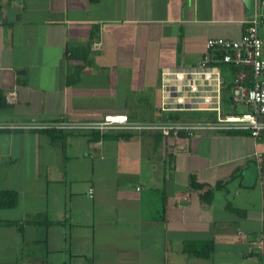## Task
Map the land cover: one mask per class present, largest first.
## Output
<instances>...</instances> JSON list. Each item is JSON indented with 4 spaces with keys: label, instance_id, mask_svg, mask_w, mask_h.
I'll use <instances>...</instances> for the list:
<instances>
[{
    "label": "crops",
    "instance_id": "crops-1",
    "mask_svg": "<svg viewBox=\"0 0 264 264\" xmlns=\"http://www.w3.org/2000/svg\"><path fill=\"white\" fill-rule=\"evenodd\" d=\"M1 6L0 196L18 202L0 207V264H264V140L56 126L203 119L162 111V70L197 64L209 39H241L255 4L251 13L243 0ZM251 163L259 177L246 188Z\"/></svg>",
    "mask_w": 264,
    "mask_h": 264
},
{
    "label": "built area",
    "instance_id": "built-area-1",
    "mask_svg": "<svg viewBox=\"0 0 264 264\" xmlns=\"http://www.w3.org/2000/svg\"><path fill=\"white\" fill-rule=\"evenodd\" d=\"M256 10L241 39H209L204 57L195 65L165 68L161 73V109L166 113H201L197 119L131 123L128 115H108L103 121L65 123L63 129H137L164 138L196 137L206 132L247 131L255 140L264 136V39L260 34L264 0H255ZM225 65L242 67L231 89V104L225 102ZM245 106L246 110H230ZM45 128L46 126H41Z\"/></svg>",
    "mask_w": 264,
    "mask_h": 264
},
{
    "label": "trees",
    "instance_id": "trees-1",
    "mask_svg": "<svg viewBox=\"0 0 264 264\" xmlns=\"http://www.w3.org/2000/svg\"><path fill=\"white\" fill-rule=\"evenodd\" d=\"M1 0H0V9H1ZM241 70H244L242 67H235L232 65H225L223 68L224 74H231V76H233V81L232 83H227L226 87L224 89V98H225V102L228 104H231V89L233 86V82L235 79V76L238 74V72H240ZM2 98V95L0 93V99ZM230 110L232 111H236L238 110V108L236 106L231 107ZM188 115V114H186ZM181 116L177 115L175 118L179 119ZM189 117V116H188ZM196 117H193V119ZM192 120V119H191ZM195 120V119H194ZM124 135L123 138L128 139V135L122 134ZM261 140H264V136L262 137ZM18 202V196L15 192H11V191H3L1 196H0V207L4 208V207H14L15 205H17Z\"/></svg>",
    "mask_w": 264,
    "mask_h": 264
},
{
    "label": "water",
    "instance_id": "water-1",
    "mask_svg": "<svg viewBox=\"0 0 264 264\" xmlns=\"http://www.w3.org/2000/svg\"><path fill=\"white\" fill-rule=\"evenodd\" d=\"M247 6L248 11H253L255 0H243ZM259 177V169L256 163H251L249 168L244 172V180L242 185L246 188H253Z\"/></svg>",
    "mask_w": 264,
    "mask_h": 264
},
{
    "label": "rangeland",
    "instance_id": "rangeland-1",
    "mask_svg": "<svg viewBox=\"0 0 264 264\" xmlns=\"http://www.w3.org/2000/svg\"><path fill=\"white\" fill-rule=\"evenodd\" d=\"M240 110H246L247 108L245 106H240Z\"/></svg>",
    "mask_w": 264,
    "mask_h": 264
}]
</instances>
